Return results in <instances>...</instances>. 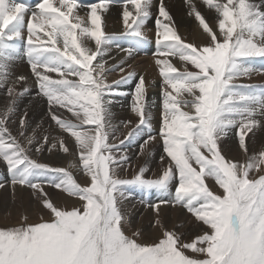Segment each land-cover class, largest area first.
<instances>
[{"label": "snow or ice", "instance_id": "obj_1", "mask_svg": "<svg viewBox=\"0 0 264 264\" xmlns=\"http://www.w3.org/2000/svg\"><path fill=\"white\" fill-rule=\"evenodd\" d=\"M109 2L88 4L86 23L74 11L82 6L79 0H58V4L54 0H37L34 7L17 0H0V82L7 80L9 64L25 55L40 93L50 105L67 109L76 118L74 122L52 113L56 124L75 138L81 166L90 177V183L82 186L65 169L30 158L28 148L7 127L9 114L14 110L13 99L0 117V159L7 164L13 185H28L43 194V204L53 219L0 228V264H264V174L249 178L253 168L264 172V151L258 158L253 156L247 163H238L227 160L219 149V141L230 128L237 127L239 144L247 153V133L259 124L256 116L264 115V92H244L240 90L243 86L235 83L253 71L246 58L264 57V0H204L218 13V32L188 0L190 14L195 15L209 37L206 44L199 46L187 43L170 26L171 16L161 2L156 20L161 54L178 57L195 70L185 66L179 71L168 59L157 60L162 65L159 71L165 85L160 135L170 163L156 179L145 178L144 167L131 179L117 175V169L128 157L118 155L120 146L109 143L113 126L106 97L134 73L108 83L106 73L110 69H106V62L93 65L112 39L103 30L98 11L106 10ZM151 3L152 0H123L122 18L128 34L146 39L144 24L150 16ZM159 17L170 23L162 24ZM36 19L40 22L34 23ZM73 19L77 22L73 23ZM45 24L51 31H45ZM37 32H44L51 46L45 47ZM34 36L39 43H34ZM89 37L95 43V51L86 45ZM21 41L25 43L23 53ZM131 52L129 48L128 53ZM48 73H58L61 78L54 79ZM169 86L178 95L187 96L177 99L168 91ZM134 95L133 111L139 116L140 125H144L148 117L143 77ZM181 105L194 111H184ZM20 124L21 137L32 145L34 137L26 135V120L21 118ZM132 135L134 132L128 138ZM151 139L154 137L148 138ZM47 140L45 136L44 141ZM60 146L69 151L63 140ZM55 147L53 143L52 148ZM48 172L54 173L55 178L43 179ZM205 177L215 178L223 195L212 192ZM174 180L177 183L171 193ZM43 183L79 197L84 201L82 210L55 206L47 199ZM130 184L170 193L172 200L159 201L157 208L160 204L179 203L210 230L191 243H182L178 234L166 230L158 242L150 244L126 236L119 201L123 188ZM186 249L204 254L205 258H193L185 253Z\"/></svg>", "mask_w": 264, "mask_h": 264}, {"label": "bare ground", "instance_id": "obj_2", "mask_svg": "<svg viewBox=\"0 0 264 264\" xmlns=\"http://www.w3.org/2000/svg\"><path fill=\"white\" fill-rule=\"evenodd\" d=\"M36 2L37 0L31 6L34 7ZM94 2H99V0H79L80 5L82 6L74 10L76 14H78L81 18H83V20L86 23H87V12H88L87 5L90 3H94ZM159 2H163L164 7L166 8V10L169 12L171 16L170 26L175 28V30L178 32V34L181 36L182 39H184L187 43H193L197 46L206 44L208 42L209 37L203 31L195 15L190 14L191 8L189 6L188 0H152L150 16L148 17V19L146 20L144 24V36L146 37V39L137 38L127 33L126 26L122 18V12L124 8L123 0H110L109 6L107 7L106 10L98 9V11H100V14L102 16L103 30L107 34H110L112 36V39L109 45L104 50V52L98 55L96 60L93 61V65H95L98 62H106L105 63L106 69H110L106 73L108 83L121 81V78L127 77L128 73L130 72L134 73L132 78L123 79L122 82L117 84L115 91L106 97V99L110 101V104L108 105V107L110 109L111 124L113 126L111 135L113 136L119 132H122L123 126L121 125V122L123 121L126 122V120H128L129 127L128 126L126 127L125 125L124 126L127 129L129 128L130 132L131 131L134 132V135H132L131 138H129L127 143L128 144L135 143L134 147H136L135 149L136 151H138V148H139L138 144L140 142L142 143L145 140L144 136H146V131L151 132V129L157 126L159 127L158 130L161 128V115L163 111L162 105H163V100H164L163 90H164L165 85H164L163 77L159 71L162 65L158 64L157 60L166 58L179 71H183L185 66H187V68L190 70H195L191 64H186V62L181 61L178 57L163 56L161 54L163 50L159 49V47L158 49H155L154 44L157 45V30L158 29H157L156 20H157V17L159 16V6H160L158 5ZM219 2L224 3L226 2V0H219ZM255 2L260 3V0H255ZM191 3L194 4L195 7L202 13L206 21L213 28V30L218 32V26H217L218 13L215 11V9L208 7L205 4L204 0H191ZM54 4H58V0H54ZM128 7H129V10L133 11L134 13L133 6L129 5ZM29 15L30 13L25 16L26 23L29 18ZM159 18L162 24L170 23L164 17H159ZM129 21L131 22V17L129 18ZM33 22L39 23L40 21L36 19ZM76 22L77 21L73 19V23H76ZM88 26L90 27V23H88ZM44 27H45L46 32L51 31L50 26H48L47 24H45ZM160 30L162 31L163 29L161 28ZM78 33H79V30H78ZM37 34L42 38V41L44 42L45 47L51 46L50 42L48 41V37L45 35L44 32H37ZM24 35L27 36L26 29H25ZM33 40H34V43L40 42V41H36L35 36L33 37ZM85 42H86L87 47L90 50L95 51V43L90 37L87 38ZM60 46L62 47V38H61ZM19 47L21 49V52L23 53L25 43L23 41L19 42ZM129 48L132 49L131 54L128 53ZM245 62L248 66H250L253 69V71H251L248 76H243V77L238 78L235 81V83L237 85H242L243 87L240 88V90L244 92L256 93V94L264 92V57H259V56L249 57V58H246ZM117 65H119V67H117ZM121 68H123V71L120 70ZM8 72H9V75L7 77V80L5 82H0V106H3L1 104H4L6 102V99L8 97V95H6V92H7L6 87H8V85L11 84L10 83L11 81L13 83L11 92L12 94L15 95V101L18 102L16 107L24 108L25 110H27L29 113V119L35 116L42 117V120H43L42 125L46 126L48 125V123H50L53 120L52 119L53 112L61 115L62 118H66V119L70 118V117L69 118L66 117L67 109H62V108H59L58 106L49 104L47 98L43 94L38 92L39 91L38 85L29 84V86L28 87L26 86V88L22 92L18 91V89H20L22 85H24V83H27V82L31 83V80L33 82L37 81V78L35 77L33 72L30 70V66H29L28 60L25 55L21 54L16 59H14L9 64ZM48 74L51 75L54 79L61 78L58 73H48ZM20 77H24L26 79L21 80L19 79ZM140 77L144 78L145 85H146V98L145 99H146V104H147L146 113L148 117V122L144 124L143 127L140 125L139 116L137 115V113L133 111L135 95L134 96L131 95V93L134 92L133 91L134 89L132 88H136ZM67 78L77 79L76 77H73V76H68ZM168 91H171L173 96H176L177 99L181 98V96H187L186 93H181L178 95L174 90L170 88V86L168 87ZM30 97H33V99ZM181 108L184 111H194V109H191L190 107L183 106V105H181ZM256 119L259 121V124L255 128H253L250 132L247 133L246 143H248L251 146L255 144L256 146L257 145L264 146V115L258 114L256 116ZM36 121L38 120L36 119ZM130 126L132 128H130ZM236 128L237 127L230 128L227 132V135L221 139V143L226 149L228 158L232 161H234L235 158L238 156L241 159L242 154H243L242 153L243 149L241 148L239 144L238 135H236V130H235ZM162 143H163L162 138H159L158 136H154V139L148 140V143L145 144L142 149V151L145 152V155H146V157L144 158H147L146 163H148L151 167L158 165L157 160L161 156L162 151H163V148H162L163 145L161 146ZM250 150H252V148ZM262 151L263 150H261V152ZM261 168L264 169V167H261ZM3 189L4 190L0 191V205H2L3 202H7V203L2 205L1 210H4L5 212H9V210H11L13 206H15L14 203H12V201H15L16 199L12 200L10 197H8V194L11 193L9 189L8 190H5V188ZM11 189L14 191L16 190L18 191V190H22V187H18L16 189H13L12 187ZM24 189L26 190V188ZM52 191H53V187L46 188V195H48V193H52ZM18 192L20 194V191ZM26 192L28 193L27 190ZM163 193L164 192L161 191L160 193H158V196L161 197ZM131 195H133V193ZM131 195H129L128 193L126 195L124 194L120 200L123 202V206H126L128 204V207H127L129 208L128 210L132 212L137 219V216H140L139 209L143 208V206H146V205L145 203H142V201L140 200L141 202L139 203V206H137L138 203L136 204L135 201H133L135 199ZM65 196L63 197V199L67 201L68 199ZM57 197H54V198L49 197L48 199L51 198L50 199L51 201L57 202L58 201ZM9 202L11 203L9 204ZM63 206L64 205L62 204L61 206L59 205L58 207L63 208ZM178 208L179 207L177 206L172 207L171 204L170 205L169 204L159 205L158 208L156 209L154 208V210L152 208V210L149 211V213H146L144 216L148 217L150 213L157 211L159 213L158 216L160 217L159 224H161L163 223V221L167 222L170 216V211L178 212L179 211ZM153 214H156V213H153ZM156 230L157 229L155 228L152 230L150 229V232L154 233L156 232Z\"/></svg>", "mask_w": 264, "mask_h": 264}, {"label": "rangeland", "instance_id": "obj_3", "mask_svg": "<svg viewBox=\"0 0 264 264\" xmlns=\"http://www.w3.org/2000/svg\"><path fill=\"white\" fill-rule=\"evenodd\" d=\"M159 3H161V2H159ZM159 3H158V5H160ZM10 83L11 84L8 85V87H6V90H7L6 95H8L6 102H8V103L5 102L6 104L5 103L1 104L3 106H0V117H2L4 112L12 105V101L14 99V110L9 114V119L7 120V127L11 131V134L13 136H15L18 140H20L21 143L26 148H28V155L30 156V158L39 162V163L49 165L52 168H63V169H65L66 171L70 172L73 179H75L76 182L81 184L82 186H85L88 183H90V177L85 173V170L81 166V162H80V158H79V149L77 147L75 138L72 137L70 133L61 129L56 124V122L54 120H52L50 123H48V125L43 126L42 125V121H43L42 117L35 116V117L29 119V113L27 110H25L24 108L16 107L18 102L15 101V95L9 91L13 85V83L11 81H10ZM29 84L30 85H33V84L38 85L37 81L33 82L31 80V83L30 82L24 83V85H22V87L20 89H18V91L22 92L26 88V86L27 87L29 86ZM132 89H134L133 91L135 92V88H132ZM38 92H40V91H38ZM134 92H132L131 95L134 96ZM30 98L33 99V97H30ZM66 117L67 118L70 117L69 119L73 120L74 122L76 121V118L73 116V114L68 112V111H67ZM21 118H24L27 122L26 135L29 137H34V142L32 145H28L27 140L24 139L23 137H21V124H20ZM36 119L38 121H36ZM121 125L123 126V131L119 132L120 134L117 133L116 135H113V136L110 135V137H109V143L116 144V145L120 146L117 149V154L118 155H126L128 157L127 162L124 163L123 165H121L119 169H117V175L122 179H131V178H133V176L135 174L138 173V171L141 167H144L146 169V171L143 173V176L145 178H147V179L159 178L161 176L163 170H165L170 163V158L167 157V155L164 151V144L163 143L161 144V146L163 145L162 146L163 151H162L161 156L157 160L158 165L152 166L153 168L148 163H146L147 158H144V157H146V155H145V152L142 151V145L143 146L145 145V141L148 140L149 137L158 136L159 138H162L160 135V129L158 130L159 127L157 126V127L152 128L151 132L146 131V136H144L145 140L142 143L140 142L138 144L139 148H138V151H136L135 150L136 147H134L135 143H131V144L127 143L129 140V138H127V137L129 136L130 129L129 128L127 129L126 127L127 126L129 127V121L128 120H126V122L123 121V122H121ZM141 126L143 127L144 125H141ZM124 128H125V130H124ZM130 128H132V127L130 126ZM235 130H236V135H238L237 128ZM45 136L48 137L47 142L44 141ZM61 140H63L64 145L69 149L68 152H65L61 148V146H60ZM121 142H123V143H121ZM53 143H55V145H56L55 148H52ZM41 145H43L42 150L36 151V148L40 147ZM246 146H247V153H245V151L243 150L242 151V153H243L242 158L240 159L239 156L236 157L234 160L235 162L247 163L249 161V158H251V156L252 157L255 156L258 158L261 150L264 151L263 145H257L256 146V144H255V145L251 146L248 143H246ZM50 148H51V151L49 150ZM251 148H252V150H250ZM139 149H140V151H139ZM219 149H220L221 154L227 160L232 161L228 158V155L226 153V149L224 148L223 144L221 143V140L219 141ZM253 149L254 150L257 149V150H255V152H254ZM249 151H250V153H249ZM251 152H253V153H251ZM205 154L207 155V153H205ZM161 157H164L163 161L161 160ZM63 161H65V162H63ZM147 164H148V166H147ZM261 167H264V165H261ZM259 174H264V172H260L257 169L253 168L250 170V177L249 178H257ZM54 178H55V174L52 172L46 173L45 177H43V179H48V180H51ZM34 182H35V180H34ZM205 182L212 192H214L215 194H218V195H223V189L220 188V186L217 184L215 178L205 177ZM176 183H177V181L174 180L172 182V184L170 185L171 193H174ZM12 187H13V189H16L18 187H22L23 191L18 190V191H20V194H19V192L17 190L16 191L12 190L11 189ZM42 187H43L44 193H46V188H52L53 187V191H52V193H48L47 199L49 197L54 198V197L58 196L57 202L51 201L50 200L51 198L49 199L55 206L58 207L59 205L61 206L63 204L64 206L62 209H71L73 207H76V208H80L82 210V205H83L84 201L79 199V197L74 196V195H70L69 193L64 191L62 188L58 189L57 187H55L52 184L43 183ZM3 188H5V190L9 189L11 193L8 194V197H10L12 200L13 199L14 200L16 199V200L12 201V203H14L15 206H13L12 209L9 208L13 211L9 210V212H5L4 210H1L2 205H4L7 202H3L2 205H0V216H1L0 217V219H1L0 220V228L19 227V226H22L25 224H34V223L42 222V220L43 221H51L53 219V214L43 204V199H44L43 194L39 190L36 191L28 185L16 184V186L15 185L13 186L12 185V176L8 171V166L2 159H0V191L4 190ZM24 188H26L28 193L26 192V190ZM12 191H13V193H12ZM123 192L125 195L127 193L129 195H131L133 193V195H131V196H133L135 199L133 201H135L136 204L138 203L137 206H139V203L141 201H142V203H145V205H146V206H143V208L139 209V215L140 216H137V219H136L134 214L128 210L129 209V208H127L128 204L126 206H123V202L121 200L119 201L120 210L122 211V213L125 217V222L122 226V229H123L126 236L138 240L137 242H139V243L150 244L153 242H158V240L160 238H162L163 232L165 230L178 234L180 236L182 243H191L196 237H198V236L202 235L204 232H207L210 230L207 225H204L203 222L198 221L193 214L188 212L187 209L179 203H168L169 205L171 204L172 207H176V206L179 207L178 208L179 211L178 212H176V211L171 212L170 211V216H172V217L169 216V219L167 220V222L163 221V223H161V224H159L157 222V221L160 222V217L158 216L159 213L157 211L150 213V215L148 217L144 216L146 213H149V211H151L152 208H153V210H154V208L156 209L157 208L156 205L158 204L159 201H161V200L171 201L172 195L170 193H163L161 195V197H159L158 193L161 192L159 189L149 188V187H145V186H141V185H137V184L126 185L123 188ZM56 194H57V196H56ZM64 196L68 199L67 201H65L63 199ZM33 199H35V200H33ZM68 202H69V204H68ZM10 203L11 202H9V204ZM20 203H22L23 205ZM160 205H165V204H160ZM16 213L18 216L16 215ZM153 213H156V214H153ZM14 214H15V216H14ZM9 215H10V217H9ZM149 217H150V219H149ZM145 221H147V222H145ZM154 228L157 229L156 232H154V233L150 232V229L152 230ZM147 230H149V231H147ZM198 246H205V245H199L198 244ZM184 251L187 255H189L193 258H198V259L205 258L204 254L194 253L190 249H186Z\"/></svg>", "mask_w": 264, "mask_h": 264}]
</instances>
